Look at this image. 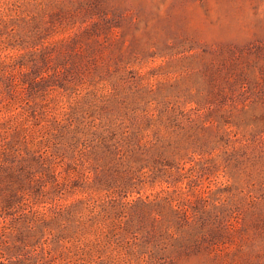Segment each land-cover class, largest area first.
<instances>
[{"label":"rangeland","instance_id":"obj_1","mask_svg":"<svg viewBox=\"0 0 264 264\" xmlns=\"http://www.w3.org/2000/svg\"><path fill=\"white\" fill-rule=\"evenodd\" d=\"M0 264H264V0H0Z\"/></svg>","mask_w":264,"mask_h":264}]
</instances>
